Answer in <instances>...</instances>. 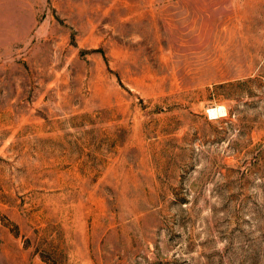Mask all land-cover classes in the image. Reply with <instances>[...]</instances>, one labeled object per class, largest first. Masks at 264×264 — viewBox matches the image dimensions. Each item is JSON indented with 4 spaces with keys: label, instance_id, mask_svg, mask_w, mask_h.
Here are the masks:
<instances>
[{
    "label": "rangeland",
    "instance_id": "rangeland-1",
    "mask_svg": "<svg viewBox=\"0 0 264 264\" xmlns=\"http://www.w3.org/2000/svg\"><path fill=\"white\" fill-rule=\"evenodd\" d=\"M0 264H264V0H0Z\"/></svg>",
    "mask_w": 264,
    "mask_h": 264
},
{
    "label": "bare ground",
    "instance_id": "bare-ground-1",
    "mask_svg": "<svg viewBox=\"0 0 264 264\" xmlns=\"http://www.w3.org/2000/svg\"><path fill=\"white\" fill-rule=\"evenodd\" d=\"M225 111V109L223 108V107H221V108H217V109H214V110H210L209 112L211 113V114H221V115H224V112Z\"/></svg>",
    "mask_w": 264,
    "mask_h": 264
}]
</instances>
